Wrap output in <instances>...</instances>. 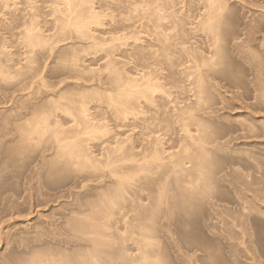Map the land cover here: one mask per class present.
<instances>
[{"label":"rangeland","instance_id":"obj_1","mask_svg":"<svg viewBox=\"0 0 264 264\" xmlns=\"http://www.w3.org/2000/svg\"><path fill=\"white\" fill-rule=\"evenodd\" d=\"M65 1L0 0V65L8 74L0 75V264H126L117 253L120 232L131 247L134 240L148 244L143 254L150 264H264V137H255L263 134L264 120L248 113L255 105L264 107V0H89L103 17L91 34L102 41L121 38L112 49L94 48L93 40L74 29L57 36L65 16L55 13L56 7L66 10ZM209 8L216 17L204 27ZM30 27L48 38L46 47L24 42ZM216 52L219 65L207 83L209 113L198 109L197 121L179 120L201 88L189 78L194 58L198 64ZM109 63L136 80L150 72L161 89L151 100L141 99L146 101L142 112L138 105L129 113L116 112L100 96L89 104L91 113L103 114L95 121L109 130L91 138L98 159L105 160L107 149L119 141L126 148L136 146L140 154L161 140L165 156L181 155L188 125L194 133L199 128L205 142L204 149L199 144L190 148L202 174L192 183L183 173L157 170L150 157L142 159L139 167L145 169L124 191L126 196L131 191L129 198L115 206L111 222L118 226L104 227L107 236L102 237L76 231L74 221L85 223L90 219L86 213L95 209L88 212L91 206L82 199H108L116 187L120 192L118 182L125 183L124 173L134 165L125 159L128 149L114 148L116 159L124 157L114 173L83 169L74 165L71 147L57 156L53 140L37 137L24 143L21 131L34 107L36 114H44L61 95L73 113L74 96L91 91L83 89L99 86L113 94ZM19 71L28 75L21 77ZM255 111L264 116V109ZM58 112L54 119L67 128L73 124L71 113ZM151 119L157 122L151 125ZM250 121L258 124L255 129ZM74 208L87 211L77 220ZM92 255L98 259L88 263Z\"/></svg>","mask_w":264,"mask_h":264},{"label":"bare ground","instance_id":"obj_2","mask_svg":"<svg viewBox=\"0 0 264 264\" xmlns=\"http://www.w3.org/2000/svg\"><path fill=\"white\" fill-rule=\"evenodd\" d=\"M82 1L79 2L78 0H66L65 2H67V3H64L65 5L67 4L66 7H68L66 10H65V8L60 9L59 6L56 7L58 9H56L55 13H58L61 16H65L64 18H66V20L63 17H62V19H60V21H61L60 27L61 28L59 27V29H58L59 31L57 30L58 31L57 36H59V34H60L61 36H59V37L61 38L62 35L67 32L68 29H74L75 33H78L80 36L89 38L90 40H93V41H91L92 43L90 42V44L94 48H98V49H100V48H102V49L114 48L116 46L115 41H117L118 39L120 40L121 39L120 36H113L109 40L104 39V41H102L103 39L97 40L96 37L93 36L90 32L91 27L94 25H97V26L102 25L103 17H101V15L98 12L93 10L92 6L88 5L89 0H82ZM7 4H8V2H7ZM60 15H57V16H60ZM215 17L216 16H214L212 8H209L208 11L206 12V15H204V17H203L202 25L204 27H211L212 26V20L215 19ZM62 20H65V21H62ZM38 30H36V27H33V28L30 27V28H28V30L26 32V37L24 39V42H26L28 44V46H30L31 48L39 47V46L40 47H46V45L49 42L48 38H46L44 35H42V33L39 32L40 30L39 31ZM59 37H58V39H59ZM217 55H218V53L216 52L210 57L202 58V59H200L198 64H197L198 60L194 58L196 65L193 66L194 67L193 70L189 72V78H191L193 85L195 84L196 87L198 86L197 88H199V87H201V88H199L200 90H198L197 88L196 89L194 88L195 91L198 90L196 92V94H194V96H193L194 99H196V100H194V102L192 104L191 103H190V105L188 104L189 106L187 105L185 109L181 110L183 113L186 112L187 117L185 114L180 112V114L181 115L183 114V115L182 116L179 115L178 118L182 117L183 119H185L184 121H186V119L187 120L191 119V120L197 121L196 120L197 114L195 115L194 113L195 112L197 113V111H199L198 109L204 110L205 113H209V109H210L209 104L211 101V96H210L209 91L207 89L208 75H210L212 71H215L216 67L219 65V62L217 60H215ZM74 58H75V60H74L75 63H77L79 61L78 55H75ZM75 65H77V64H75ZM107 66L109 67V70L112 73V74H110L112 76H109L107 78V80H108V84L110 86L109 88L113 90V92H112L113 94L103 93L100 90H104V92H105V91H107L108 88L102 89L99 86H96L94 89H83V91H86V90H91V91H88L87 93H78V95L80 97L74 96V100H73L74 101V111L71 110L74 113V115H73V113L68 112V110L71 108H67L68 106H65L66 104H64V105L62 104L63 102L61 99H62L63 95H61V98L60 97L58 99L55 98V100L52 99L53 102H52L51 106L48 107L44 111V114H36V110H35L36 108L34 107L32 109V112H31L32 116L27 117L28 119L25 118L27 121L26 122L27 127L21 131L22 137H23L22 141L24 143H29L31 140L36 139L37 137H43L46 139L47 142H51L53 140L57 144L56 145L57 154H55V155L58 156L60 153H64L66 148L71 147L70 149L68 148L69 149L68 154L71 153L70 156H72V154H73L74 165L79 166V167L82 166L81 168H83V169L93 167L96 170L101 171V172L104 171L106 168H108L110 170L109 173H114L116 171L115 163H117L118 160L119 161H121L122 159L124 160V157L123 158L120 157L121 159H116L117 157H115V153H113L114 148H115V151H116V148H117V151L119 149L121 150L122 148L124 149V146L126 143H124V141H123L124 145L119 144V142L121 143V141H119L117 143L119 145L116 144V147L115 146H114V148L109 147L107 149L108 155H107V158L105 160H100L94 155V153L92 152V150L90 148L91 138L92 137L97 138L99 136V134H100V136L105 135L106 131L108 132L109 130L105 129L108 127L107 125L105 127V124H104V126H102V124H99V123H97V121H95L98 118L97 115L102 116L103 114L101 115V114L96 113V115H94L93 113H91L89 104L92 101H96L98 99L97 97L100 96V97H103L105 101H107L106 102L107 104L113 105L114 110L115 109L117 110V111L115 110L116 112L129 113L132 110L136 109L137 105H138V107H140V110H141L143 102H146V101H143L141 99L151 100L153 98L154 94L157 93L161 89V86L158 84L157 80H154V77L152 76V73H150V72L148 74L147 73H145V74L141 73L140 77L142 79L139 77V79L136 80V78L132 77L131 75H130L131 77L129 75H127L123 69H117V68L115 69L110 63ZM28 69H30V68H28ZM23 72L24 71H22V74H20L21 72L19 71V74L21 77L25 78L26 77L25 75H28V73H27V71L24 73ZM0 75L1 76H7L8 75L7 71L1 65H0ZM31 78H32V75H31ZM195 91H194V93H195ZM140 104H141V106H140ZM241 107H243V106H241ZM258 109H264V107H262V106L260 107L258 105H255L254 108H252V110L250 112H248L249 115L255 120H260L261 117L264 120V116H257V113H256L257 111H255V110H258ZM61 110H62V112L66 111L64 113H71L72 116H74L73 117L74 120L72 119L74 122H73V124L71 123L72 125H69L68 128L64 127L65 125H63V123L61 121L53 118V117H56L57 112L61 111ZM141 112H142V110H141ZM98 113H101V112L98 111ZM198 119H199L198 121L202 120L201 118H198ZM179 120H182V119L180 118ZM98 121L100 122V120H98ZM203 121H204V119H203ZM203 121H201V122L203 123ZM156 122L157 121L155 119V122L153 121L150 123H151V125H153L152 123H156ZM187 122L189 124V121H187ZM187 122H185L184 125L185 124L187 125ZM150 123H148V124H150ZM204 123H205V121H204ZM251 123H252V128L255 129L257 123H255V122L253 123V121ZM198 124L201 125L200 122H198ZM203 126H206V123ZM187 127L185 128L186 134H184L185 136H183L184 138L182 140V143H183L182 147L184 146V149H183L184 153L180 150L184 154L183 156H182V153H181V155L177 154L180 152L171 153L168 156H165L164 153L167 151V149L165 148L166 151L164 152V149L161 148V145H160L161 140L160 141L157 140V141L153 142L151 147L148 146L147 148H143L142 152L140 154L137 152L135 153L134 148H136V146L135 147L131 146L134 151L131 149V147L126 148V146H125V149L126 150L128 149L127 150L128 152H126L128 154H126L124 152L126 155H128L127 157H125V159L134 162V165L130 167V169H132L130 171H134V172L128 173L130 171H128V172L126 171L127 174L124 173L125 177L124 176L123 177L125 178V181H124L125 183H121L119 185V182H118L120 192L117 191L118 187H116V190L114 189L115 191L112 193V195L115 194L114 196L111 195L110 198L109 197H108V199L105 198L106 200L102 196L101 197L104 200L101 197H98V199L101 198L100 201H98V199L97 200L95 199V201H94L93 198H91L92 196L91 197L88 196V197H90L89 199L87 197L84 200L82 199L81 201H83V203H85V204H83V203H81V204H83L84 206H87L89 204L88 206L89 207L91 206V208H89L87 206L89 208V209H87L88 212L94 208L95 209L91 211V214H90V212L88 213L90 215H88L86 213L85 216L86 217L90 216L91 220L88 217L87 218V219H89L88 221H87V219H86L85 223L82 221L84 224L81 223V220L78 221L79 225L76 221H74V224H76V225H74V229L76 231L81 232V233L83 232L82 234H85V233L99 234L100 233L99 235L102 236V234H103V236H104L105 235L104 227H105V230L107 228H111L113 226L116 227L117 221H115L116 223L111 222V221H113L112 220L113 216L116 213L115 212V206H116V204L119 205V203H121L120 200L124 201V199H125L124 196L127 195V194L125 195L124 191L125 190L127 191L129 189V184L134 182L132 179L135 178V176L138 174L140 169L141 170L145 169L144 167H142V168L139 167L140 163L143 161L142 159H144L146 161V159H149V157H150V160L154 161L156 169L157 170L162 169V171L164 170L166 174L174 173V172L185 174L187 176V178L185 179V182H187V183H192L194 180L200 178V176L202 174L198 175L199 165L197 163H195L194 158H193V153H192L193 150L191 149L192 150L191 151L190 148H192L193 145L199 144L198 146H200V148L204 149L203 143L205 142V139L202 135L200 136L201 130L199 131V128L196 129L197 132L199 133L198 134L196 132L194 133V131H192L191 129H189ZM263 127H264V123H263ZM202 129L204 131L205 128H202ZM253 129L251 130L252 132L254 131ZM259 136L264 137V132H263V134H261V135L258 134L255 137H259ZM125 149H124V151H125ZM129 149L132 150V153ZM121 153H123V151ZM129 153H131V154H129ZM176 154L179 156H177ZM138 156L139 157L141 156L144 158H139ZM180 156H181V158H180ZM118 158H119V156H118ZM175 158H176V160H175ZM166 160H168V161H166ZM137 162H139V164ZM188 163H191V164L188 166ZM88 175H89V176H87L88 178L92 176L91 174H88ZM122 178H121V180H123ZM130 192H129V194H130ZM97 193H99V192H97ZM129 194H128V196H130ZM128 196H126V198H129ZM137 198H136V200H137ZM90 199H91V201H90ZM134 202H135V200H134ZM133 204H135V203H133ZM135 206H137V208H138V204H136ZM87 207H84V208H87ZM141 207H143V206H141ZM97 208H99V211ZM131 208L135 211L136 207L134 208L131 204ZM86 211H83V209L79 210L77 208H74V210H72L71 212L74 213V216L76 215V219L78 220L77 215L79 217L80 215L85 214ZM94 211H95V213H93ZM72 213H70V215ZM68 217H69V215H68ZM68 220H70V218ZM87 222H88V224H87ZM110 222H111V224H110ZM118 222L119 223L123 222L124 224H127V222L123 219H119ZM128 225L129 224H127V226ZM119 229L120 230L126 229V227L122 228V229L119 228ZM125 231H127V230H125ZM120 233L121 234H119V235L117 234L118 235L117 239L119 240L118 242L121 244L119 249L117 250V253L119 254L120 257H123L126 260V264H140L142 260H143L144 264H150L151 261L148 259L149 255H146V253L143 254V249H144V247H146V246L143 247V245H145L146 243L144 244L140 240L139 241L134 240L133 243L135 244V247H131V245L126 244L128 242V240L122 235V232H120ZM124 235H125V233H124ZM106 236L107 235H105V237ZM119 243L117 246H119ZM146 245H148V244H146ZM94 257H95V259H94ZM85 258H88V260H90L89 257H85ZM92 258L94 260H90V261L86 260V261H88V263H90L91 261L93 262V261H96L98 259V257H96V255H94V256L92 255ZM83 260H85V259H83ZM78 261L76 262L77 264H82L85 262V261H83L82 263L81 262L79 263ZM84 264H86V262ZM90 264H95V262L90 263ZM96 264H98V260H97Z\"/></svg>","mask_w":264,"mask_h":264}]
</instances>
